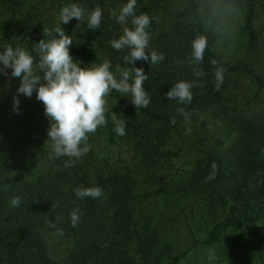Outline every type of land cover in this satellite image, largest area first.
Returning a JSON list of instances; mask_svg holds the SVG:
<instances>
[{
  "label": "rangeland",
  "instance_id": "obj_1",
  "mask_svg": "<svg viewBox=\"0 0 264 264\" xmlns=\"http://www.w3.org/2000/svg\"><path fill=\"white\" fill-rule=\"evenodd\" d=\"M127 2L106 0L102 13L108 19L109 26H106L119 37L123 28L129 25L119 24L110 13L113 10L118 13ZM197 2L206 28L216 35L214 51L229 62L245 67L241 72L223 73L220 88L229 107V116L225 117L215 108L189 117L179 129L163 132L160 140L153 143L156 149L145 155L127 133L118 136L113 131V112L124 123L126 132V122L133 110L127 103L130 98L112 90L106 97L109 109L106 112L107 125L89 134L88 143L98 169L108 167L113 172L131 176L133 194L139 201L138 216L141 220H150L157 228L159 252L164 244L171 243L173 256L180 258L177 264H264V241L252 231L236 228L210 243L206 239L214 223L226 217L231 203L228 193L234 187L231 153L237 144L238 134L230 119L250 118L264 111V0ZM9 5L0 0V50L6 45L14 46V49L18 46L38 62L35 43L43 38L50 39L43 36V29L53 31L55 35L54 28L59 23L60 14L58 5L54 0H28L19 10V15H15ZM147 5L151 6L148 12L154 18L157 34L186 21V0H137L135 13ZM249 11H252L253 18V41L244 28ZM84 21L81 33L77 26H61L72 38L70 54L75 61L81 62V67H93L107 60L118 79L119 74L115 73L117 65L121 68L134 67L101 50L99 28L95 31L88 29L87 19ZM114 24L121 29L114 28ZM84 46L92 50L94 57L88 58L82 53ZM123 52L127 54V50ZM136 67L142 68L140 61L136 62ZM7 72V76L0 73L1 192L6 191L7 179L13 174L20 157L35 147L34 137L39 136L44 148L52 150L51 142H46L50 122L44 114L43 103L36 99L35 92L30 98L21 94L19 114L13 111V97L20 78H11L12 69H7ZM253 73L260 77V83ZM37 74L43 76L42 72ZM115 94H120L123 100H117ZM151 163H156L155 167ZM46 169V160L43 159L36 173ZM210 176L213 178L208 179ZM200 177H203L202 182ZM257 212L247 215L248 219L253 224H264V213ZM74 241L72 236L51 234L48 243L52 258L64 262ZM153 260V264H157L156 255ZM166 262L167 259H164L161 264Z\"/></svg>",
  "mask_w": 264,
  "mask_h": 264
},
{
  "label": "trees",
  "instance_id": "obj_2",
  "mask_svg": "<svg viewBox=\"0 0 264 264\" xmlns=\"http://www.w3.org/2000/svg\"><path fill=\"white\" fill-rule=\"evenodd\" d=\"M54 1L59 13L67 4H78L85 10V20L87 13L97 5L102 13L107 5L106 0ZM2 2L10 4L11 11L19 15V10L28 0ZM150 7H143L136 15H149L148 51L162 53L164 60L152 66L149 61H140L148 75L144 88L150 104L147 108L136 109L131 100L127 101L133 113L129 114L126 122L128 137L142 148L145 155L156 149L153 143L161 138L163 132L179 129L189 117L215 108L228 117L229 107L225 103L223 91L216 87L215 68L224 69L223 73L226 74L245 69L214 51L216 35L206 28L197 0H186V21L172 26L168 31L163 29L159 34L154 18L148 12ZM252 22V11H249L244 28L251 41L255 39ZM78 23L73 18L61 26L73 28ZM84 24L85 21H82L77 26L80 33ZM101 25L98 29L101 50L124 63V50L117 51L109 43L118 39L119 34L110 31L107 17L102 16ZM127 25L132 27L131 22ZM113 26L117 30L121 29L115 24ZM196 36H203L208 41L203 63L199 65L205 75L198 80L188 67L191 41ZM82 53L88 58L94 57L92 50L86 46L82 48ZM212 59L218 61L216 66L211 64ZM253 76L258 83L261 82L260 77L254 73ZM178 81H196L202 85L192 89L190 104H180L166 97V93ZM114 97L123 100L120 94ZM178 109H183V113ZM173 119L175 124L172 123ZM230 123L238 134L237 144L231 153L234 162V187L228 191L231 203L226 217L214 223L206 239L210 243L231 229L244 228L264 241V224H253L247 217L255 211L264 213V111L250 118H231ZM159 127L161 129L157 130ZM33 140L36 142L35 147L24 153L16 163L13 174L7 179L6 191L0 190V264H153L155 255L157 264H161L164 259H167L166 264L180 261L179 257L173 256L171 243L164 244L158 251L160 238L156 233L157 228L150 220H141L138 216L139 201L133 194L129 174L113 172L108 167L105 170L98 169L91 148L79 159L73 158V166L65 167L68 157L49 158L51 151L44 148L40 137L36 136ZM43 159L46 160L47 169L37 174L36 169ZM155 165L151 163V166ZM151 166L148 164V167ZM202 180L203 177H200L199 181ZM80 187H100L104 194L98 199H80L75 194V190ZM14 196L20 199L19 206L11 205ZM52 205L57 207L52 208ZM74 209H79L80 215L75 227L69 219ZM51 234H65L75 239L64 262L56 261L50 254L48 237Z\"/></svg>",
  "mask_w": 264,
  "mask_h": 264
},
{
  "label": "clouds",
  "instance_id": "obj_3",
  "mask_svg": "<svg viewBox=\"0 0 264 264\" xmlns=\"http://www.w3.org/2000/svg\"><path fill=\"white\" fill-rule=\"evenodd\" d=\"M136 4L137 0H128L118 13L115 10L110 13L121 25L128 24L131 18L132 25L123 28L119 39L109 41L115 50H127L123 59L125 63L134 65L132 68H121L117 65L115 73L119 74V79L111 71L109 61L105 60L93 67H81V62L75 61L70 54L73 41L61 24L66 25L73 18L79 23L85 20V10L76 3L61 8L59 23L54 28L55 35L53 31L43 29V36H48L50 39L43 38L35 43L38 62L33 55L18 46L14 49L11 45H6L0 52V65H2L0 73L7 76V69H12L11 78H20V85L13 97V111L19 114V95L23 94L30 98L34 92L36 93V99L43 103L44 114L50 122L46 141L51 142L52 150L49 158L68 157L65 167L73 166L74 159L87 154L90 151L89 134H94L99 127L107 125L106 112L109 109L106 107V97L112 90L121 93L122 97L130 98L136 109L147 108L150 104V98L144 88L148 75L143 68L136 67V62L149 61L152 66L163 61L164 55L154 50L148 51L150 35L147 29L151 19L148 14L136 15ZM101 20L102 10L97 5L87 13V28L97 30ZM207 48L208 41L203 36H196L191 41L188 67L197 80L205 75L199 65L203 63ZM211 64L216 66L218 61L212 59ZM38 72H42L43 76L37 74ZM223 72L224 69L215 68L217 89L223 82ZM198 86L202 87L196 81H178L166 93V97L180 104H190L193 99L192 89ZM178 111L183 113V109ZM112 122L113 131L118 136H124L125 125L114 112ZM175 122L173 119L172 123ZM213 167L215 168V165ZM212 178L210 176L208 179ZM75 194L80 199L87 197L98 199L104 193L100 187H80L75 190ZM10 203L12 206H19V197H12ZM55 207L57 206L52 205V208ZM69 219L75 227L80 221L79 209H74Z\"/></svg>",
  "mask_w": 264,
  "mask_h": 264
}]
</instances>
